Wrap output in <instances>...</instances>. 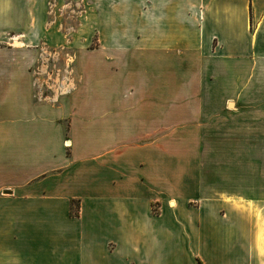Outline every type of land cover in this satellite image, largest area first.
<instances>
[{
	"label": "crops",
	"instance_id": "0c3cea01",
	"mask_svg": "<svg viewBox=\"0 0 264 264\" xmlns=\"http://www.w3.org/2000/svg\"><path fill=\"white\" fill-rule=\"evenodd\" d=\"M152 1L135 37L107 8L44 93L39 55L82 43L50 0H0V264H264V166L207 146L264 142V0Z\"/></svg>",
	"mask_w": 264,
	"mask_h": 264
},
{
	"label": "rangeland",
	"instance_id": "374dc122",
	"mask_svg": "<svg viewBox=\"0 0 264 264\" xmlns=\"http://www.w3.org/2000/svg\"><path fill=\"white\" fill-rule=\"evenodd\" d=\"M152 5V0H50V12L48 13L50 24L58 23L60 26L59 28L63 29L65 32L66 39L76 38L82 43V45L80 47H61V54L59 52L57 53V48H51L50 50L43 51L44 54L39 55V60L35 63L33 68L34 71H36L37 76V79H35V86H37V88L44 89V93H48V88L55 86L61 87V90L65 92L73 89L76 86L75 84L78 82V78L75 76V71L84 69L83 67L85 66L84 63L81 65L77 61L75 58L76 54L84 52L87 54H91L92 52H94V54H101L102 52H97V50L105 47L103 44L106 42V31L101 30L100 27L102 25V28L104 29V23L106 21L105 16L108 11L107 8L110 10L111 7H113L115 23H121L123 20L125 27L127 26L126 28L130 30L131 37H135L133 34H138V29L143 24L145 18L151 15L149 9L152 8ZM148 20L149 19H146V22H148ZM164 20L170 26L177 22V19L173 14L164 18ZM202 20L203 21L201 23L203 26L205 24L204 18ZM92 25H97L95 31L92 30ZM86 47L87 50H85ZM102 51L104 52L105 49ZM101 64H97L98 67ZM125 65H129L130 69L136 74L140 72L137 62L133 64L127 63ZM116 66L117 64L114 66L115 69ZM194 67L195 71H199L201 64L195 63ZM105 69L106 65L104 64L102 66V70ZM194 85H196V78ZM242 98L243 100L245 99V97ZM219 127L222 131H224V133L228 131V126L226 128V124L223 126L220 125ZM248 131L249 128H247V132ZM163 145L168 146V148L172 151H176L179 158H185L187 152L190 153L193 150H201V144L180 143L173 141ZM224 145L230 147L232 146L237 150L239 149L248 154L251 151L252 155L254 151L257 152V166H264V142H242L236 144L210 142L207 144V146H210V149ZM153 213H160L159 204L153 205Z\"/></svg>",
	"mask_w": 264,
	"mask_h": 264
},
{
	"label": "trees",
	"instance_id": "16d2710c",
	"mask_svg": "<svg viewBox=\"0 0 264 264\" xmlns=\"http://www.w3.org/2000/svg\"><path fill=\"white\" fill-rule=\"evenodd\" d=\"M78 213V211L76 212V214Z\"/></svg>",
	"mask_w": 264,
	"mask_h": 264
},
{
	"label": "water",
	"instance_id": "95a60500",
	"mask_svg": "<svg viewBox=\"0 0 264 264\" xmlns=\"http://www.w3.org/2000/svg\"><path fill=\"white\" fill-rule=\"evenodd\" d=\"M232 102H230V104H231Z\"/></svg>",
	"mask_w": 264,
	"mask_h": 264
}]
</instances>
